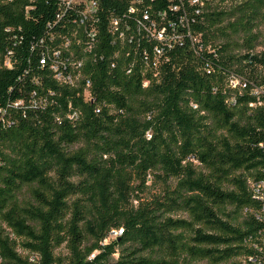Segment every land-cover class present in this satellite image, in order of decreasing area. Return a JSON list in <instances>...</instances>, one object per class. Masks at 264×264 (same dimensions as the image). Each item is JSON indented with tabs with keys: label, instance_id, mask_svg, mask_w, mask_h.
<instances>
[{
	"label": "trees",
	"instance_id": "16d2710c",
	"mask_svg": "<svg viewBox=\"0 0 264 264\" xmlns=\"http://www.w3.org/2000/svg\"><path fill=\"white\" fill-rule=\"evenodd\" d=\"M203 1L199 14L141 7L182 37L157 70L143 61L154 40L111 59L121 46L104 29L93 52L70 38L64 55L83 62L70 87L38 65L56 0H0V106L25 103L0 124V264H264V202L250 189L264 183V109L228 86L231 74L264 85V0Z\"/></svg>",
	"mask_w": 264,
	"mask_h": 264
},
{
	"label": "built area",
	"instance_id": "2783aa9c",
	"mask_svg": "<svg viewBox=\"0 0 264 264\" xmlns=\"http://www.w3.org/2000/svg\"><path fill=\"white\" fill-rule=\"evenodd\" d=\"M112 1L123 5V12L119 10V13H117V11L107 8ZM167 1L172 4L177 3V6L170 8L173 12H178L181 7H184L185 2L191 7H196L197 14L205 6L203 0ZM145 3L146 0H56L58 11L55 18L48 23L47 33L41 39L43 49L41 58L38 61L39 67L47 68L51 71L53 78L58 83L70 87L77 86L81 76L79 70L82 68L83 62L77 56L73 59V54L70 55L71 61L64 55L70 51L71 41L69 39H75L77 46L85 42V52H93L99 43L101 30L104 29L105 34L111 39L112 45L121 46L119 51L109 56L111 59L119 57L123 45L134 42L139 43L143 39H150L159 43V45L153 48V60L148 56V52H143L145 66L157 70L161 64L169 61L165 57L160 62L166 50L175 49L177 43L181 42L182 37L177 35L168 36L167 29L164 27L160 28L150 13L141 8ZM166 15L167 13L160 14L164 18L167 17ZM186 20L188 21V18L184 11V15L179 21L184 25L183 22L185 23ZM171 27L176 28L174 25H171ZM142 36L144 37L142 38ZM188 37L191 38L195 51L199 53L202 47H196V44L200 41L193 39L190 33H188ZM10 54L12 53L10 52ZM5 66L7 68L13 67V63L9 57L5 61ZM114 66L115 63L113 64ZM130 71L128 70V73ZM148 85L149 83L145 81L144 87ZM228 86L230 89L237 90L240 93L243 89L250 87V95L255 101L249 104V108L252 110L264 109V85L257 86L246 77L231 74L228 79ZM90 88L91 82L87 80L83 90V97L86 102L95 103V98L91 95ZM230 101L235 103V99H231ZM42 105V100H32L30 104L33 108H38ZM24 107L25 103L23 100L8 103L6 107L0 106V124L7 121L10 109H23ZM193 108L197 109L196 106H193ZM95 112L100 114L101 109L96 108ZM78 117L77 111H71L68 115L70 120H76ZM9 124L12 123L10 122ZM147 136L149 139L151 138L150 133ZM250 189L255 199L264 202V183L250 182ZM113 235L118 236L117 233H113ZM31 261L34 262V259L32 258Z\"/></svg>",
	"mask_w": 264,
	"mask_h": 264
},
{
	"label": "rangeland",
	"instance_id": "374dc122",
	"mask_svg": "<svg viewBox=\"0 0 264 264\" xmlns=\"http://www.w3.org/2000/svg\"><path fill=\"white\" fill-rule=\"evenodd\" d=\"M234 3H240V2H234ZM232 3H226V4H214L215 8H219V7H222V8H227L229 6H231ZM257 32L259 34V37H260V40H259V46L257 47V51L258 52H261V51H264V23H262L259 28L257 29ZM77 148H79L78 146H75L73 147L72 149L73 150H76ZM24 196V195H23ZM22 198V196H21ZM175 217H181V218H184L185 215H176ZM115 237V235H113V238ZM19 253L22 254L23 256H27V253L22 251V250H19ZM57 254H62V255H67L68 252L62 248L61 250L57 251ZM117 257V256H116ZM115 257V258H116ZM200 264H203V263H200Z\"/></svg>",
	"mask_w": 264,
	"mask_h": 264
}]
</instances>
